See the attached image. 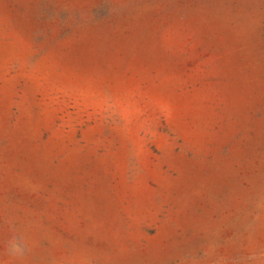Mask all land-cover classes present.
Here are the masks:
<instances>
[{"label": "rangeland", "instance_id": "1", "mask_svg": "<svg viewBox=\"0 0 264 264\" xmlns=\"http://www.w3.org/2000/svg\"><path fill=\"white\" fill-rule=\"evenodd\" d=\"M0 264H264V0H0Z\"/></svg>", "mask_w": 264, "mask_h": 264}]
</instances>
